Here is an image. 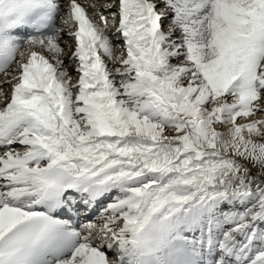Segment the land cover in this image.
<instances>
[{
	"label": "snow or ice",
	"instance_id": "6c2138e0",
	"mask_svg": "<svg viewBox=\"0 0 264 264\" xmlns=\"http://www.w3.org/2000/svg\"><path fill=\"white\" fill-rule=\"evenodd\" d=\"M0 264H264V0H0Z\"/></svg>",
	"mask_w": 264,
	"mask_h": 264
}]
</instances>
